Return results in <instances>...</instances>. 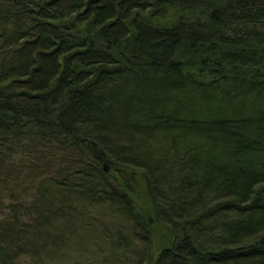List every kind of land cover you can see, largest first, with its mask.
<instances>
[{
	"label": "trees",
	"instance_id": "obj_1",
	"mask_svg": "<svg viewBox=\"0 0 264 264\" xmlns=\"http://www.w3.org/2000/svg\"><path fill=\"white\" fill-rule=\"evenodd\" d=\"M27 141L95 158L34 208L43 249L69 203L120 213L146 264H264V0H0V160ZM106 164L142 170L150 215Z\"/></svg>",
	"mask_w": 264,
	"mask_h": 264
},
{
	"label": "rangeland",
	"instance_id": "obj_2",
	"mask_svg": "<svg viewBox=\"0 0 264 264\" xmlns=\"http://www.w3.org/2000/svg\"><path fill=\"white\" fill-rule=\"evenodd\" d=\"M24 147L14 156L9 155L5 148L1 149L4 158L0 161L6 162L7 170L11 168L14 172L18 171L16 176L19 174L17 180L14 178L11 182L0 177V249L5 251L3 241L9 238L8 234L12 235L8 229H13L19 239H15L17 241L10 251L7 249L9 253L6 258L1 259L2 264H146L148 250L146 251L141 243H136V248L128 253L120 252L115 247L120 234L125 237L134 236L133 241H136V234H132L133 230L126 218L109 207L92 209L89 206L88 209L86 206L85 209L83 205L72 207L67 206V203L52 211V214L68 212L75 222L62 228L61 235L53 231L49 234L48 238L51 235L56 236L62 244H57L56 252L43 249L46 236L34 222L37 218L34 208L38 207L41 199L49 200L50 195L45 193L52 191L50 183L53 180L61 181V175L64 178H76V172L85 173L82 163L92 164L95 158L87 150L82 151L84 156L81 153L74 154L69 149H59L58 146L48 147L41 141H27ZM102 168L104 169V166ZM137 169L132 171L121 166L116 169L110 167L109 173L106 174L107 180L116 187H120L123 180H133L131 187L140 199V205L145 209L146 215H150L146 184L142 170ZM45 206V203H40V207ZM69 208L79 215H72ZM159 229L161 230L160 226L156 227L157 237L161 233ZM25 234L28 236L24 238ZM156 242L157 240L155 247ZM37 255L43 257L36 259Z\"/></svg>",
	"mask_w": 264,
	"mask_h": 264
},
{
	"label": "water",
	"instance_id": "obj_3",
	"mask_svg": "<svg viewBox=\"0 0 264 264\" xmlns=\"http://www.w3.org/2000/svg\"><path fill=\"white\" fill-rule=\"evenodd\" d=\"M105 169H106V172L109 173L110 165L106 164V165H105Z\"/></svg>",
	"mask_w": 264,
	"mask_h": 264
}]
</instances>
